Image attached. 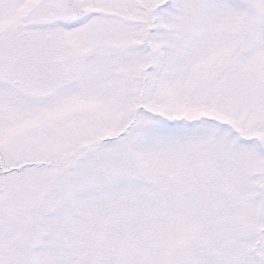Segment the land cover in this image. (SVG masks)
Listing matches in <instances>:
<instances>
[{"label":"snow or ice","instance_id":"obj_1","mask_svg":"<svg viewBox=\"0 0 264 264\" xmlns=\"http://www.w3.org/2000/svg\"><path fill=\"white\" fill-rule=\"evenodd\" d=\"M0 264H264V0H0Z\"/></svg>","mask_w":264,"mask_h":264}]
</instances>
